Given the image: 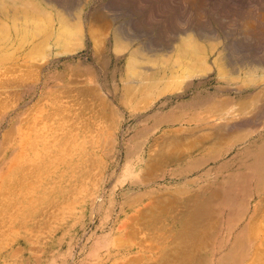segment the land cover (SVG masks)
Segmentation results:
<instances>
[{
  "label": "rangeland",
  "instance_id": "obj_1",
  "mask_svg": "<svg viewBox=\"0 0 264 264\" xmlns=\"http://www.w3.org/2000/svg\"><path fill=\"white\" fill-rule=\"evenodd\" d=\"M57 1L41 36L17 45L14 70H0V264H264V99L236 132L214 127L211 109L245 92L214 76L127 98L106 15L118 0ZM251 1L208 8L239 20L255 2L264 21V0ZM83 22L64 52L65 26Z\"/></svg>",
  "mask_w": 264,
  "mask_h": 264
},
{
  "label": "bare ground",
  "instance_id": "obj_2",
  "mask_svg": "<svg viewBox=\"0 0 264 264\" xmlns=\"http://www.w3.org/2000/svg\"><path fill=\"white\" fill-rule=\"evenodd\" d=\"M43 1L48 5L54 3V8L55 4L57 7L60 6L57 0ZM139 1L118 0L117 2L115 1V5L113 3L108 4L109 6H107L106 11V15L113 22L114 51L118 53L116 56L125 59L124 73L126 74L123 79L126 87L125 91L127 92L125 97L134 98L138 93L146 92L145 95L143 94L144 97H142V100H145L144 102L154 100L157 97L167 98L169 95L165 92L170 93L175 86V89H186L194 79L203 80L214 76L217 79H222L227 87H229L224 89L233 91L237 95H242L245 92L243 94L245 99L235 102L236 99L234 102H230L229 107L218 109L212 107L211 117L214 115L216 117L214 119L218 120V122L214 119V121H210L212 123L216 121V126L214 127L219 130L238 132L244 129L246 126L242 124L243 121L239 116H243L249 107L256 106L255 104L264 99V91L252 93L256 89H264V56L262 58L254 56L255 46L258 48L260 42L264 43V30L261 29L264 26V21L260 20L257 14H254L257 4L253 3L254 9L252 10L254 12L247 10L241 13L240 19L237 20L233 16H224L223 14L226 13V9L220 8L224 10L220 11L215 7L216 3L213 4L214 6L210 10L208 8L209 0ZM244 1L249 2L251 0ZM50 6L43 5L39 0H0V70L3 69L5 72L14 70L13 63L17 48L23 42L29 41L27 40L28 36L40 35L42 34L41 31L46 29L47 20L49 18L52 19L48 8ZM53 6H51L52 9H54ZM73 19L72 21H74ZM248 21H252L253 24L247 23ZM84 22L81 24L83 27L79 25L80 28L78 27L76 30V25L75 28L73 26L74 29L72 27L66 28L65 26V30L60 34L62 39L59 38L62 44L65 45L63 46L64 52L70 51L66 48V44L73 42L72 40L77 35L80 36V40L82 41L83 35L86 33ZM224 22L229 23L226 24L228 26ZM30 24H33V26L31 25L32 28L27 29ZM49 28L48 31L51 30ZM52 34L49 32L51 38ZM49 35L47 33L45 35L47 38L43 37L44 40H38L36 43L33 42L34 45L32 44L27 53L38 51L40 49L39 45H42L40 42H43L44 45L47 44L46 42L50 39ZM244 45L248 46V49L243 50L247 55L241 59V61H245L238 64L235 62L236 59L233 58V53L237 54L239 50H242L240 48H243ZM46 49L48 48L46 47ZM18 50L20 49L18 48ZM40 50H43V48ZM249 50L253 52V55L250 54ZM40 55L39 57H41ZM39 59H42V57ZM228 100L231 101L230 99ZM236 105L237 107H235ZM195 113H192L193 118L200 116L199 112ZM256 121L259 120L257 119ZM254 130H250L249 128L247 133L245 131V135L253 133ZM261 136H264V132H262ZM261 149L264 150V143L261 144ZM262 150L260 155L264 153ZM249 152L251 153V151ZM262 159H264V156H262ZM247 189L246 191L249 190ZM193 206L195 207V205ZM243 214L242 212L241 216ZM239 242V249H241V246L243 249L245 245L244 239L240 238Z\"/></svg>",
  "mask_w": 264,
  "mask_h": 264
}]
</instances>
